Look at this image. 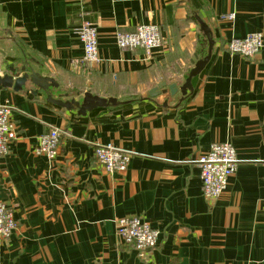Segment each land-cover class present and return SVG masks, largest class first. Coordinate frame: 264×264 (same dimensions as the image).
<instances>
[{
    "label": "crops",
    "instance_id": "obj_1",
    "mask_svg": "<svg viewBox=\"0 0 264 264\" xmlns=\"http://www.w3.org/2000/svg\"><path fill=\"white\" fill-rule=\"evenodd\" d=\"M82 7L99 32L93 69L71 66L84 54L75 32ZM196 16L212 31L210 62L184 100L170 91L150 99L161 83L182 86L195 56L207 54ZM150 24L162 35L150 59L117 45V33ZM256 33L264 42V0H0V77L27 63L59 84L37 95L29 82L19 92L0 86L17 134L0 157V200L18 223L0 241V264H264V46L253 59L227 49ZM88 91L125 104L83 117L47 102ZM52 128L64 134L50 162L35 150ZM224 142L238 169L209 203L198 161ZM100 145L131 152L128 170L106 172ZM129 216L160 231L148 261L116 238Z\"/></svg>",
    "mask_w": 264,
    "mask_h": 264
},
{
    "label": "built area",
    "instance_id": "obj_2",
    "mask_svg": "<svg viewBox=\"0 0 264 264\" xmlns=\"http://www.w3.org/2000/svg\"><path fill=\"white\" fill-rule=\"evenodd\" d=\"M84 7L79 12V25L75 29L83 45L84 54L80 60L73 61L72 69L85 67L93 69L100 63L99 32L95 24L85 19ZM225 18V17H224ZM234 14L227 16L233 20ZM117 45L122 49H140L149 59L152 50L162 44V35L156 25H139L134 32L117 33ZM264 46L263 35L256 33L243 39H233L227 49L232 54L241 55L246 59L255 58ZM12 108L0 105V157L10 155L13 142L17 139L12 119ZM64 132L52 128L38 138L36 154L54 161L58 156L60 139ZM95 157L106 172L121 173L128 170L133 154L115 148L113 145H100L95 149ZM201 171L202 194L209 203H216L228 188L230 179L236 174L239 160L237 151L230 142L213 143L208 152L199 161ZM14 211L5 201L0 200V241L7 242L17 230ZM116 238L121 245H130L138 252L140 258L148 261L156 249L160 231L142 217L129 216L117 222ZM93 264H103V260L96 259Z\"/></svg>",
    "mask_w": 264,
    "mask_h": 264
},
{
    "label": "water",
    "instance_id": "obj_3",
    "mask_svg": "<svg viewBox=\"0 0 264 264\" xmlns=\"http://www.w3.org/2000/svg\"><path fill=\"white\" fill-rule=\"evenodd\" d=\"M196 20L200 25L201 32L207 39V54L201 59L197 55L195 56V61L192 62L193 68L190 70L185 83L182 86L178 87L177 84H173L167 88V83H161L150 91V99H154L170 91V94L173 96L180 92L184 100L189 93L193 92V79L198 77L210 62L215 45L212 31L209 26L199 16H196ZM6 71L7 74L0 77V86L4 88H11L15 92L25 91L28 82L36 88V90L33 91L34 95H37L39 91L48 93L51 89L59 88V84L53 78L40 75V73L32 70L27 63H25L22 68L9 65L6 68ZM21 73H23V75L19 76ZM69 96V94H65L61 99H54L52 95L48 94L47 102L67 111L77 109L78 115L83 117L95 109L115 107L125 104L118 102L115 98H102L89 91L83 94V98L80 99V101L75 98L63 101V98H69ZM75 97L80 98L81 94H77ZM165 106H167V103Z\"/></svg>",
    "mask_w": 264,
    "mask_h": 264
}]
</instances>
